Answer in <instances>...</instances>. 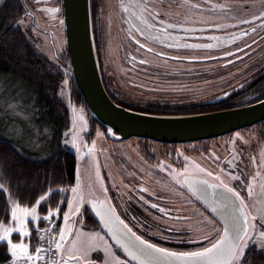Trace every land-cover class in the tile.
I'll return each mask as SVG.
<instances>
[{
    "label": "flooded vegetation",
    "instance_id": "af4514ba",
    "mask_svg": "<svg viewBox=\"0 0 264 264\" xmlns=\"http://www.w3.org/2000/svg\"><path fill=\"white\" fill-rule=\"evenodd\" d=\"M30 1L31 6L36 8L33 13L45 16L50 22L54 23V26L62 30L64 35L61 0ZM107 1L89 0L96 54L101 57V50L105 47L114 50L118 48L119 52L124 55V59L127 58L125 63L122 62L123 65L126 64L130 73L132 75L136 73L137 77L141 79L144 77V79L152 80L153 77L158 78L161 76L163 78L166 76L179 77L180 79L182 77L180 65L184 64L193 66L214 62L219 67H227L232 63L246 59L245 57L259 43L257 40L263 39L261 36L252 38L254 31L260 26H264V18L253 19L254 16L260 17L261 11L256 12L257 9L254 7L251 10L253 13L250 14L251 16L248 19L242 17L246 14V7H244L246 0H234L237 2L235 5L224 0H222V3L218 2L220 0H190L189 3H185L184 0H109L113 2L114 7L104 11ZM146 2H149V7L147 11H144L141 6ZM177 6L196 10L201 14L205 11L234 12L237 18L226 20V17H224L221 22L213 25L184 24L166 16V14H171V7ZM125 7H127V11ZM52 8H58L59 12L47 11V9ZM153 8H155V13H159V15L153 12ZM142 11L144 12V18L154 27L148 28L142 23L139 18ZM249 22L250 24H248ZM137 28L141 29L144 34L141 35ZM164 29H167V33L164 32ZM106 37L110 42L107 43ZM137 40L140 41L139 44L136 43ZM224 42H228L226 47H219L220 43ZM193 45L197 47H193ZM211 49H215V51H211ZM208 52L214 53L210 56L201 55ZM55 56L56 60L59 58L62 60L61 58H63L62 55L57 56L55 54ZM102 60L100 63L101 75L109 96L116 102L121 103L122 106L136 104L137 100L131 101V99L137 96L126 95L117 85L118 80L112 71H110V80L107 79V71L104 73ZM165 65L173 66L176 70L168 71V74H165V71L162 70V66ZM204 70L203 68L192 69L186 67L183 71H191V73L197 71L196 73H198ZM261 71L264 73V68L248 76L235 88L222 93L231 92L226 98L214 102L216 105L213 108L215 110L226 109L231 105L241 104L245 101L255 102L262 99L264 97V75H258ZM183 78L187 77L183 76ZM203 101L206 103L207 100L203 99ZM142 102L147 105L154 104L145 100ZM194 102L196 104V101ZM154 105L166 109L170 108L157 103ZM254 126L246 129L255 132L258 138V131L257 129L254 130ZM244 131L245 129L236 132L244 134ZM234 133L227 135L223 144L219 142L222 141L219 138L176 144L160 143L140 138L131 141H128L129 139L125 140L131 144L123 145L120 150L118 149L115 152L116 154L113 153L115 149L112 150L113 154L110 157L114 169L113 176L120 179V184L117 185L111 179L107 182V195L109 198L106 200L109 202V206L115 207L116 213L119 214L121 219L125 220L133 231L152 243H161L168 247H173L172 245L194 246L192 243L196 240L189 239L194 231L190 232L191 230L185 231L179 228L196 226L199 214H203L204 217L215 222L217 226L221 227V225L189 193L183 181L185 176H198L201 179H207L209 184L217 182L212 181L206 173H201L198 169H189L190 161L186 160L185 157L194 160L201 167L223 178L228 176L229 173L235 176H238L237 172L243 174L241 167L237 164L238 151L235 150V153H233L229 147L232 143L236 146L237 141L240 142L239 140L234 141L232 138ZM108 143L116 144L119 142L108 140ZM185 168H188L187 173L184 171ZM232 180L230 177L229 181ZM157 181H160L164 186L156 187ZM233 184L234 187H237L236 183ZM144 189H147V191H144ZM152 204H157L159 207L153 208ZM159 208H164L167 214L160 212ZM80 216L84 229L100 228L97 220H94L93 225L87 226L86 224H91L90 219L86 218L84 213ZM150 228H154V231ZM187 232L188 235L186 236ZM167 235H171V237H166ZM105 237L110 241L106 235ZM185 238L188 241H183ZM110 243L114 246L111 241ZM115 249L122 254L116 247ZM62 257L64 256L57 255V261H60Z\"/></svg>",
    "mask_w": 264,
    "mask_h": 264
},
{
    "label": "rangeland",
    "instance_id": "374dc122",
    "mask_svg": "<svg viewBox=\"0 0 264 264\" xmlns=\"http://www.w3.org/2000/svg\"><path fill=\"white\" fill-rule=\"evenodd\" d=\"M23 1L26 6L25 8H27V10L32 13L33 18L24 16V23L19 25L20 28L25 33L26 38L28 39L31 46L39 54L60 66L59 68L64 73L60 95L67 103L71 117V126L70 130L64 135L63 144L69 150H71L76 157L78 167L77 177L73 187L77 186V180H79V194L84 197L83 203L78 205L80 210L76 212L75 215L70 214V221L67 225H65L63 214L69 211L68 204L66 205L65 211L62 213V219L59 225L60 227L58 229L56 241H59L60 239L59 231L61 228L67 227L71 235H68L66 240L63 242L64 250L62 252L56 250V254L58 256L63 255V258L66 259L69 254V250L72 249L73 241L78 235L84 234L82 238H87L93 234H99V236H102L104 241H106L107 244L111 246V250L116 256L125 261L126 264H132L115 249V247L105 237L100 228L93 227L89 230L84 229L79 212L84 209L87 202L89 203L91 197L93 196H99L102 199L104 198L108 200L109 197L107 195V191H105V189L107 190V182H109L111 179L114 180V183L117 185L120 184V179L116 176H113L114 169L112 167L110 157L113 153L116 154L115 152L118 149L120 150L123 145H130L131 143L128 141L137 138H130L128 141H122L116 144L108 143V139L103 128L97 123H92L87 111L82 106L75 105L70 101L72 99L71 96L73 95V90L69 79V75L71 77V74L69 67H64V64H61V62H64L67 59L65 55L63 56V54H66V48L62 30H59L56 26H54V23L50 22L45 16L34 14L33 12L36 8L31 6L30 0ZM224 1H230L229 3L232 5L237 4V2L234 0ZM218 2L222 3V0ZM1 5L2 4H0V6ZM113 7V2L108 0L104 6V11L106 9H112ZM244 7H246L247 10L246 14L242 17L248 19V17L252 15L251 13H253V11H249V7H256V12L258 10L264 12V0H246ZM171 10L172 11L170 15L166 14L167 17L190 25H213L221 22L224 17H226V20L235 17L237 18L234 12L223 13L218 11H205L201 14L196 10L178 6L171 7ZM248 24H250V22ZM259 36L263 37V39L259 40V43L254 47V50L247 57H245L246 59L243 61L232 63V65L227 67H219L217 66V63L214 62L193 66L189 64L180 65V74L182 75L180 79L179 77L166 76L163 78L161 76L158 78L153 77L152 80H150L147 78L144 79V77L141 79L137 77L136 73H133L132 75L129 71V67L126 64L123 65L127 58L124 59V55L119 52L120 50L118 48L117 50H114L111 48L107 49L108 47H105L103 50H101L102 56H99V60L101 62L103 59V70L104 73L107 71L106 77L108 80H110V71H112L118 80L117 85L119 88L122 89L126 95L137 96L133 97L131 101L134 99L138 101L145 100L150 103H157L162 106L165 105L172 107L178 104L182 105L184 103L192 102V100H211L219 94L224 93L226 90L229 91L235 88L241 81L246 80L248 76H251V74L264 68V26L257 28L254 31L252 38ZM103 37L105 38V36ZM106 38L107 43L110 42L108 41V37ZM208 53H203L201 55L210 56L213 55L214 52ZM55 54L57 56L62 55V61L58 62V60H56ZM187 55L190 56L191 54ZM186 67L192 69L203 68L205 70L203 72L196 73V71L191 73V71H183ZM162 70L165 71V74H168V71L176 70V68L165 65L162 66ZM183 76L187 78H183ZM45 122L46 117L38 110L34 96L32 97L26 88L18 84L16 80L6 77L0 73V138H10L21 142L23 148L28 152H32V155L43 154V148L46 145L48 134L46 128H42L43 126L46 127L44 124ZM224 138L225 137L221 138L220 140L222 141L219 142L223 144L225 141ZM232 138L234 141H240L239 143L237 141L236 146L232 143L229 147L233 153H235V150L238 151L239 159L237 164L241 167L243 174L237 172L236 174L238 177H240V179L232 181H229V178L231 177L229 175L224 176V178L221 176L220 177L231 186L234 185L233 183H236L237 187L235 188L241 192V195L247 198V202L249 204L256 203L258 201H264V189H262V186H264V141L258 139L256 137V133L251 132L248 129H245L244 134L235 132ZM93 142H95V147H93ZM90 149H92V151H89ZM114 149L115 151L112 153V150ZM187 160L190 161L188 168L197 170L194 167V163H198H196L194 160H190L189 158ZM97 173L99 176H97ZM257 173H259V175H257ZM215 176L216 174H213V176L210 178L212 181L217 182ZM254 177L255 180L253 179ZM174 178L176 179V177ZM86 179L88 183L85 182ZM249 184H252L254 190V195L251 198H248L247 196V186ZM160 186L162 187L164 185H162L160 181H157L156 187L160 188ZM72 188H70L68 191V201H73L75 208L77 204L74 200V194L71 191ZM38 215L41 217L40 220L45 221V219H43L45 216H41L39 213ZM56 215H58L57 211L53 212L52 217ZM201 218L202 217L199 214L198 221H200ZM40 220H32L31 217H29V230L30 223L36 228ZM5 224H7L9 227H16L15 223H13L10 218L9 222ZM198 228H202V230L197 231ZM179 229H183L185 231L191 230L190 232L194 231L193 235H191V238H189L193 240H204L203 236L210 234L209 228L203 227L198 223L196 226L191 228L181 227ZM187 235L188 232L186 233V236ZM192 236L196 238L194 239ZM210 236L213 240L216 238L215 234H211ZM166 237H171V235H167ZM16 238H18V240H16ZM25 238L26 237L20 236L16 232L12 234L13 242L18 243L20 240L22 241ZM183 241L188 240L185 238ZM100 243L103 242L100 241ZM208 243L209 241L205 244H195V247H185L183 245H172L173 247H168L161 243L157 244L161 247H168L175 251H192L196 250L200 246H207ZM103 255L104 253L101 250L100 257L102 258ZM90 259L96 260V253H92ZM97 264H99V261Z\"/></svg>",
    "mask_w": 264,
    "mask_h": 264
},
{
    "label": "trees",
    "instance_id": "16d2710c",
    "mask_svg": "<svg viewBox=\"0 0 264 264\" xmlns=\"http://www.w3.org/2000/svg\"><path fill=\"white\" fill-rule=\"evenodd\" d=\"M25 7L23 0H4L0 6V73L16 80L18 84L26 88L32 97L34 96L38 110L46 117L44 123L46 127L43 126L42 128H46L48 134L46 145L43 148L44 152L40 155H32V152L24 149L19 141L0 138V183L9 189L8 192L0 193V222L3 223H8L10 218L5 219L6 199L15 200L22 207H30L35 204L39 195H46L47 197L46 201L37 206V212L41 216H46L49 210L55 212L57 208L61 209L58 214L62 216L69 197L68 191L74 186L77 177L76 157L63 144L64 135L71 126L67 103L60 95L64 73L59 68L60 66L39 54L31 46L25 33L17 25V21L24 17ZM248 9L251 11L254 7ZM227 43H220L219 47H226ZM211 51H215V49H211ZM65 57L68 59L67 53ZM67 59L61 62L64 67H69ZM57 60L58 62L62 61L60 58ZM100 63L99 60L101 67ZM258 75L263 76L264 73L261 71ZM69 79L73 90L70 101L86 110L70 75ZM204 101L198 100L195 104L192 100V102L178 104L167 109L154 104L147 105L138 100L133 106H124L144 113L167 115L193 114L215 110L213 106L216 104L208 103V101L204 103ZM118 104L122 105L121 103ZM89 118L92 123L101 126L90 116ZM253 128L258 131V139L264 141V121ZM226 136L219 137V139ZM49 189L52 191L49 192ZM8 207L10 208V203ZM79 213L80 215L84 213L86 218L90 219L91 224H86L87 226L93 225L95 219L86 206ZM44 224L45 221L40 220L35 228L30 223L28 241L32 249L38 245L40 230ZM150 229L154 231V228ZM2 244L0 243V245ZM195 244H205V241L196 240L192 245ZM0 264H5L3 247H0ZM252 264H264V254L254 255Z\"/></svg>",
    "mask_w": 264,
    "mask_h": 264
},
{
    "label": "snow or ice",
    "instance_id": "6c2138e0",
    "mask_svg": "<svg viewBox=\"0 0 264 264\" xmlns=\"http://www.w3.org/2000/svg\"><path fill=\"white\" fill-rule=\"evenodd\" d=\"M4 0H0L2 4ZM39 2V0H37ZM189 3L190 0H184ZM123 6V5H122ZM144 11H147L149 2L141 6ZM198 7V5H197ZM127 11V7H125ZM50 12H59L58 8L47 9ZM155 13V8H153ZM159 15V13H155ZM27 8H25L24 16L31 17ZM148 28L154 27L153 24L148 23L144 18V12H141L139 17ZM264 18V12H261L260 17H253V19ZM24 23L21 18L17 21V25ZM137 31H143L137 28ZM167 33V29H164ZM140 43L139 40L136 41ZM193 47H197L193 45ZM151 51V49H149ZM111 131V130H110ZM95 147V142H93ZM16 150V149H14ZM89 151H92L90 149ZM187 160L188 158L185 157ZM219 159V157H217ZM194 167L201 173H206L207 176H213V172L194 163ZM185 173L188 168H185ZM233 180H239L240 177L228 174ZM259 175V173H257ZM97 176L99 174L97 173ZM186 180L190 181V190L195 193H200L206 199L210 196L213 205V211L217 212L223 219L221 227H217L215 222L209 220L201 214V220L197 223L203 227L209 228V235L203 236L204 240H208L207 246H200L192 251H175L168 247H161L157 243H152L143 236L138 235L131 227L121 219L116 213L115 207L109 206L106 209L98 210L97 215L101 216L104 226L109 228L111 238L114 239L123 249L132 257L133 260H138L140 264H252V257L254 255L264 254V201L249 204L247 198L241 195L235 187L231 186L219 175L215 176L217 183L209 184L207 179H201L198 176H185ZM255 180V177L253 178ZM248 198L253 197L254 190L252 184L247 186ZM209 189L211 192L209 193ZM264 189V186H262ZM219 190V191H218ZM9 189L0 183V193L8 192ZM52 190L49 189V192ZM74 194V200L77 206L74 208L73 201H67L68 212L63 214L65 225L70 221V214L75 215L78 212L79 204L83 203L84 197L79 194V180L77 186L71 189ZM105 191H107L105 189ZM147 191V189H144ZM46 195H39L35 200V204L28 207H22L19 202L15 200H5V219L10 217L11 221L15 223L16 227H9L7 224L0 222V242H3L0 247L4 248L5 264H20L23 260L24 264H35L36 260L42 259L40 256L41 248L34 249L35 256L29 251V245L23 242H13L12 234L18 233L20 236L27 237L30 235L28 227L29 217L32 220H40L37 206L46 201ZM143 199V197H141ZM10 203V208L8 207ZM93 207H97L95 201L92 202ZM103 204L104 202H100ZM153 208H158L157 204H152ZM57 212L61 209L57 208ZM159 211L165 213L164 208H159ZM167 214V213H165ZM53 215L51 210L43 219H50ZM122 226V228H121ZM171 230V229H169ZM198 228L197 231H201ZM37 231L39 229L37 228ZM215 234V239H210V235ZM71 235L67 227L61 228L59 231L60 239L55 241V248L57 251L64 250V241L67 236ZM84 234H80L73 241L72 249L69 250L67 259L61 258L60 261L53 260L52 264H126L111 250V246L104 241L99 234H93L90 237L82 238ZM43 239V237H40ZM102 241L103 243H100ZM104 255L101 258L100 252ZM96 253L97 259L92 260L90 256Z\"/></svg>",
    "mask_w": 264,
    "mask_h": 264
},
{
    "label": "water",
    "instance_id": "95a60500",
    "mask_svg": "<svg viewBox=\"0 0 264 264\" xmlns=\"http://www.w3.org/2000/svg\"><path fill=\"white\" fill-rule=\"evenodd\" d=\"M61 5L65 48L72 80L87 113L104 128L108 140L121 142L130 138H140L160 143H189L216 139L264 121V97L255 102L245 101L231 105L226 109L176 115L144 113L118 104L109 96L102 80L89 0H61ZM229 93L208 100V103L222 100ZM85 182L88 183L87 179ZM183 184L222 226L223 219L213 211L211 197L206 199L200 193L193 194L189 180L185 179ZM93 201L97 207H93ZM86 207L98 221L104 234L124 257L132 264H140L111 238L109 228L104 226L101 216L97 215L98 210L109 207V202L99 196H93Z\"/></svg>",
    "mask_w": 264,
    "mask_h": 264
},
{
    "label": "built area",
    "instance_id": "2783aa9c",
    "mask_svg": "<svg viewBox=\"0 0 264 264\" xmlns=\"http://www.w3.org/2000/svg\"><path fill=\"white\" fill-rule=\"evenodd\" d=\"M60 223L61 217L59 215L46 220L45 225L40 232V237H43V239H39L38 245L36 246L42 249L40 252L42 259L36 260L35 264H52L53 260L57 261L55 241ZM23 243L29 245V251L35 256L34 249L36 247L32 249L28 241ZM20 264H24V261L21 260ZM29 264H31V262H29Z\"/></svg>",
    "mask_w": 264,
    "mask_h": 264
}]
</instances>
